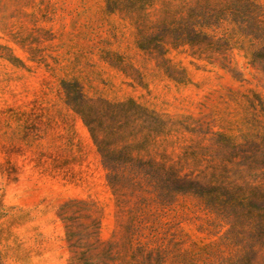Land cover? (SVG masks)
Segmentation results:
<instances>
[{
	"label": "rangeland",
	"instance_id": "rangeland-1",
	"mask_svg": "<svg viewBox=\"0 0 264 264\" xmlns=\"http://www.w3.org/2000/svg\"><path fill=\"white\" fill-rule=\"evenodd\" d=\"M164 1L204 18L202 45L143 50L107 0H0V264H264V38L230 15L264 21V0ZM77 95L136 101L152 185L114 193ZM164 162L239 192L242 214L169 199Z\"/></svg>",
	"mask_w": 264,
	"mask_h": 264
},
{
	"label": "trees",
	"instance_id": "trees-1",
	"mask_svg": "<svg viewBox=\"0 0 264 264\" xmlns=\"http://www.w3.org/2000/svg\"><path fill=\"white\" fill-rule=\"evenodd\" d=\"M160 1L107 0V11L137 14L136 20L141 27L139 45L143 50L163 53V45L170 38L174 39L176 45H202L209 35L201 31L196 32L195 28L202 23L198 17L204 18L198 14H178L179 11L172 14L171 9L166 6L169 2L164 0L161 2L164 7L157 9L156 5ZM151 14H164V16L153 20ZM230 15L241 30H247V34L251 33L257 38H264V21L260 19V14ZM69 104L88 125L108 171V183L115 194H119L126 184L142 189L157 180L152 173L157 167L154 161L133 157L136 148L132 134L135 121L133 107L137 105L134 99L92 101L83 95H77L69 96ZM158 121V117L153 119L155 125ZM122 155L126 157L123 158ZM160 168L164 169L165 177L162 179L169 199L179 194H195L203 197L209 205H215L219 214L225 218L229 219L232 213H237L239 216L242 214L234 210L235 204L242 205L244 202L239 192H232L228 186L214 184L212 180L203 184L198 178H193L189 174L182 175V170L176 163L164 162Z\"/></svg>",
	"mask_w": 264,
	"mask_h": 264
}]
</instances>
